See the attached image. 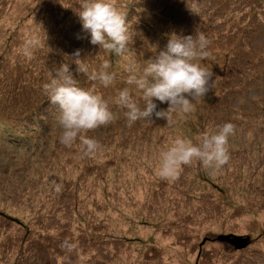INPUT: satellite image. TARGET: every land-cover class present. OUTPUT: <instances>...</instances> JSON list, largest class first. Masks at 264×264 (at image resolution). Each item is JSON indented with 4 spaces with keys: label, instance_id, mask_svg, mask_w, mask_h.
Instances as JSON below:
<instances>
[{
    "label": "rangeland",
    "instance_id": "1",
    "mask_svg": "<svg viewBox=\"0 0 264 264\" xmlns=\"http://www.w3.org/2000/svg\"><path fill=\"white\" fill-rule=\"evenodd\" d=\"M80 5L0 0V264H264V0H117L132 36L122 56L90 43ZM196 32L210 40L199 62L214 73L211 91L190 114L129 125L119 91L144 105L130 65L142 71L170 35ZM29 36L41 41L31 59ZM76 50L87 72L76 71ZM105 60L108 87L89 78ZM63 63L115 115L81 133L100 144L90 155L79 139L60 143L43 87ZM226 122L227 165L213 173L194 161L175 181L159 177L176 136L198 143Z\"/></svg>",
    "mask_w": 264,
    "mask_h": 264
},
{
    "label": "clouds",
    "instance_id": "2",
    "mask_svg": "<svg viewBox=\"0 0 264 264\" xmlns=\"http://www.w3.org/2000/svg\"><path fill=\"white\" fill-rule=\"evenodd\" d=\"M127 12L117 5V0H81L78 13L82 31L90 35V43L117 56L130 53ZM45 38V37H44ZM41 41L29 36L22 48V54L31 59L33 51ZM210 40L203 32L195 35L172 34L165 48L146 61L140 71L133 63L129 67L127 84L135 85L142 92L144 102L141 107L133 98L129 88L119 91L115 103L126 109L129 125L138 120L154 122L157 119L171 121L172 113L187 115L196 110L197 102L204 100L211 91L214 73L199 62L207 55ZM78 73L87 72L79 58L80 50L73 54ZM109 61L105 60L99 72L89 77L98 80L104 87L113 84L115 74L108 72ZM44 90L50 102L58 106V122L62 129L60 143L72 147L79 139L81 152L90 155L99 150L100 144L94 138L82 136L90 130L110 124L115 115L109 102L95 88L78 86L69 65L63 63L55 70V76L46 83ZM166 104L167 108H159ZM235 134V125L226 122L214 131L204 132L194 143L185 136H176L168 147L159 153L158 175L162 180L175 181L184 166L199 161L205 169L218 172L230 161L229 139Z\"/></svg>",
    "mask_w": 264,
    "mask_h": 264
},
{
    "label": "water",
    "instance_id": "3",
    "mask_svg": "<svg viewBox=\"0 0 264 264\" xmlns=\"http://www.w3.org/2000/svg\"><path fill=\"white\" fill-rule=\"evenodd\" d=\"M245 244H246V243H243L242 245H240V246H238V247H243ZM238 247H237V248H238Z\"/></svg>",
    "mask_w": 264,
    "mask_h": 264
},
{
    "label": "bare ground",
    "instance_id": "4",
    "mask_svg": "<svg viewBox=\"0 0 264 264\" xmlns=\"http://www.w3.org/2000/svg\"><path fill=\"white\" fill-rule=\"evenodd\" d=\"M216 184V183H215ZM227 187V186H226Z\"/></svg>",
    "mask_w": 264,
    "mask_h": 264
}]
</instances>
